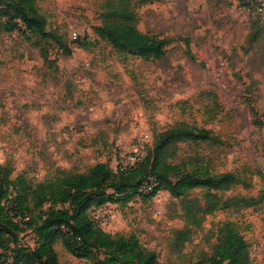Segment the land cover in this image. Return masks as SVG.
Returning a JSON list of instances; mask_svg holds the SVG:
<instances>
[{
    "label": "rangeland",
    "instance_id": "374dc122",
    "mask_svg": "<svg viewBox=\"0 0 264 264\" xmlns=\"http://www.w3.org/2000/svg\"><path fill=\"white\" fill-rule=\"evenodd\" d=\"M36 5L70 54L54 42L37 46L20 29L0 30V165L10 166L11 180L35 186L60 172L89 174L99 163L116 172L124 155L149 154L173 127L204 129L209 140L168 147L167 164L233 173L238 183L218 193L221 201L254 206L241 201L208 215L183 245L182 203L166 191L125 206L106 203L91 215L107 233L137 235L163 264H210L219 228L230 222L247 241L251 263L264 264V8L245 0L137 5L138 29L167 41L162 59L145 60L121 55L95 33L107 0ZM206 192L189 199L203 204ZM21 237L34 245L31 231ZM55 251L59 264H91L61 243Z\"/></svg>",
    "mask_w": 264,
    "mask_h": 264
},
{
    "label": "trees",
    "instance_id": "16d2710c",
    "mask_svg": "<svg viewBox=\"0 0 264 264\" xmlns=\"http://www.w3.org/2000/svg\"><path fill=\"white\" fill-rule=\"evenodd\" d=\"M161 0H107L101 14L102 24L95 33L118 53L145 60L162 59L166 40L142 33L137 27L135 7ZM20 29L36 37L35 45L54 42L70 54L57 34L47 30V21L39 12L36 0L0 1V30ZM42 53L46 50L41 48ZM45 59L46 54H44ZM210 132L178 125L157 136L146 160L135 169L114 172L106 163H99L89 174L60 172L55 179L29 185L22 178L11 180L10 166L0 165V264H59L55 245L77 259L91 264H163L156 252L147 249L135 234H110L91 215L92 208L106 203L127 205L137 196L150 200L166 191L181 200L182 218L187 224L179 231L181 245L194 230L201 229L208 215L239 206L252 207L243 198L221 201L218 193L229 191L238 183L233 173L213 174L202 164L189 170L187 164L169 165L167 149L177 142L207 141ZM150 177L157 186L148 195L140 194V186ZM194 190H206L205 203L189 199ZM112 191V192H110ZM7 203V204H5ZM31 231L34 245L23 241L21 234ZM210 264H252L249 246L233 223L223 224L218 231Z\"/></svg>",
    "mask_w": 264,
    "mask_h": 264
},
{
    "label": "built area",
    "instance_id": "2783aa9c",
    "mask_svg": "<svg viewBox=\"0 0 264 264\" xmlns=\"http://www.w3.org/2000/svg\"><path fill=\"white\" fill-rule=\"evenodd\" d=\"M245 5L247 7L255 6L256 8H264V0H247V2L245 0ZM147 156L148 151L145 149H137L130 154L124 155L120 163L117 165L116 172H125L127 170L135 169L146 160ZM155 186H157V180L154 177H150L140 186L139 192L140 194L148 195L153 191Z\"/></svg>",
    "mask_w": 264,
    "mask_h": 264
}]
</instances>
